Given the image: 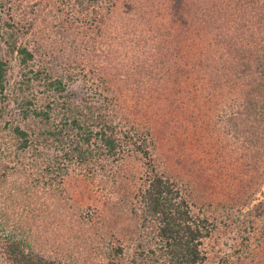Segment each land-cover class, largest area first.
I'll use <instances>...</instances> for the list:
<instances>
[{"label": "rangeland", "instance_id": "rangeland-1", "mask_svg": "<svg viewBox=\"0 0 264 264\" xmlns=\"http://www.w3.org/2000/svg\"><path fill=\"white\" fill-rule=\"evenodd\" d=\"M14 39L33 54L26 64L11 51ZM0 55L7 64L11 109L20 98L43 109L49 103L50 123L62 126L68 115L93 133L106 121L118 123L117 138L127 143L129 157L121 167L130 178L123 189L136 202L127 216L125 198L123 207L113 206L94 226L105 224L115 234L113 249L124 246L122 264L170 262L158 242L146 244L158 249L147 254L151 259L135 247L149 230L142 196L154 175L181 190L210 225L197 264H264V217L257 216L259 204L264 207V0H0ZM45 75L59 80L64 91H45ZM160 92L170 96L164 103ZM14 114L22 129L37 128V121ZM63 133L71 148L78 142L95 156L93 162L98 158L95 145L80 141L82 132L69 124ZM2 135L13 150L10 166L18 162L33 169L37 159L52 167L67 164L59 144L39 139L14 154V142ZM78 164L63 177V187L88 236L84 216L93 213V222L106 196L116 197L109 192L111 173L102 186L97 170ZM42 175L63 180L51 172ZM77 243L62 238L58 248L39 255L61 264L107 262L102 252L88 255Z\"/></svg>", "mask_w": 264, "mask_h": 264}, {"label": "trees", "instance_id": "trees-1", "mask_svg": "<svg viewBox=\"0 0 264 264\" xmlns=\"http://www.w3.org/2000/svg\"><path fill=\"white\" fill-rule=\"evenodd\" d=\"M16 41L11 43V51L19 54L22 58L21 63L26 64L32 60L33 54L23 46L17 47ZM6 74L7 64L0 55V121L2 122L0 125V264H61L60 260L47 261L39 255V251L58 248L62 238L69 241L77 238L78 243L80 241L85 251L89 252L88 255L96 253V251L102 252L100 254L105 256L107 261L104 264H122L124 246L119 244L113 249L110 244L111 240L115 238V234L106 230L105 224L101 227L94 226V223L99 224L104 221L103 215H109L108 210L113 206L115 209L123 207L125 198L124 214L126 213L127 216L131 215L130 212H132L129 211V207H132L133 203L136 202V199L131 196L128 197L123 189L126 186L124 182L129 181L130 178H128L126 171L122 172L121 167L127 165L129 157L125 155L127 143L117 138L119 135L116 128L118 123L114 125L113 122L106 121L101 124L102 126L99 125L97 131L93 133L92 130L89 131L86 127L84 128L85 125L83 126L75 118L69 120L68 115L62 118L64 128H62L61 123L56 126L50 123L52 108L49 103L43 109L34 105L27 98H20L14 101V108L11 109L9 96L5 94ZM45 79L47 80L45 91L55 90L59 93L64 91L59 80H53L47 75H45ZM158 97L164 103L165 99L170 96L160 92ZM15 112L22 120L37 121V128L32 127L28 131L15 124L13 118ZM191 113L192 111L182 114ZM189 119L190 117L187 122ZM137 122L135 120L133 124L137 125ZM68 123L73 130L82 132L79 136H81L80 141L83 142V145L87 147L95 145L98 158L94 162L95 156L89 150L78 147V142H75L71 148L72 142L65 141L63 132L69 128ZM177 123L181 124L180 121ZM129 125L133 126L131 122ZM59 126L61 127L58 128ZM3 133L8 134L10 141L14 142V154H22L29 148H33L31 143H39L37 141L39 139L47 146L59 144L62 147L60 149L63 153L62 158L67 164L52 167L45 160L39 162L37 159L34 165H31L33 169L18 162L10 166L13 150H9V146L5 144ZM142 136L144 141H148L147 136ZM64 146H68V149ZM75 163H81L83 166L89 165L91 171L97 170L98 175H101L98 181L102 186L108 184L107 178L110 177L111 173L113 189L109 192L116 197L115 200H110L109 196H106L101 207L102 210L98 215L100 217L94 219L93 222H91L93 213L90 219L84 216L86 224L89 223L91 229V234L88 236L84 233L86 230L84 229L85 223L78 221L80 211L76 210L75 205L70 203L72 201L69 196L70 190L63 187L66 185L63 177L68 174L69 169L74 167L71 165ZM79 164L78 167L81 168ZM42 166L43 168H41ZM28 167H30L29 164ZM43 172L54 173L55 177L56 175L61 176L63 180L56 182L52 176L45 180L43 179ZM197 174L199 173L197 172ZM146 181L148 186L144 191L142 201L146 204V211H148V217H145V220L147 219L150 225L144 236L145 241L139 240L140 242L135 246L139 250L140 256L144 253L148 259H151L147 254L155 255L158 249L154 250L146 244L149 243L150 245L151 241H155L161 244L160 250L168 255L169 264L199 263L203 259L199 249L202 244L201 240L206 237L210 225L195 214L186 201V195L183 197L181 190L177 189L173 183L167 182L157 175L148 177ZM235 187L238 186L235 185ZM187 196L192 197L190 193ZM259 207L257 216L264 217V207L260 204ZM261 232H263L262 238L264 239V225ZM81 234L82 237L80 238ZM116 241L120 240L117 238ZM77 244L71 247L73 248L71 251H68L69 257L71 254H75L74 247ZM127 247L129 249L131 246L127 244ZM147 249L148 252L146 253L145 250ZM117 257L120 259L118 262L112 261ZM157 263L156 258L147 262V264ZM94 264L103 263L97 261Z\"/></svg>", "mask_w": 264, "mask_h": 264}]
</instances>
